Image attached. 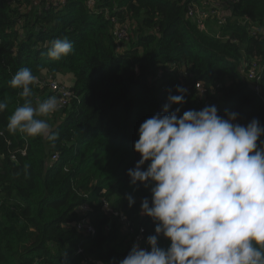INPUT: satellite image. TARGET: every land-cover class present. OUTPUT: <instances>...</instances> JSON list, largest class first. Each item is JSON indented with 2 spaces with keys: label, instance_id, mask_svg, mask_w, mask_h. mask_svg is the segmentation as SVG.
I'll list each match as a JSON object with an SVG mask.
<instances>
[{
  "label": "trees",
  "instance_id": "16d2710c",
  "mask_svg": "<svg viewBox=\"0 0 264 264\" xmlns=\"http://www.w3.org/2000/svg\"><path fill=\"white\" fill-rule=\"evenodd\" d=\"M195 1L0 0V101L7 103L0 112V264H118L140 229L147 248L155 224L140 206L145 197L151 201L150 186L131 184L127 171L140 159L133 148L140 124L162 113L167 97L179 94L177 87L186 89L185 103L170 111L179 108L182 115L215 105L222 117L235 112L236 123L246 126L255 118L264 126V75L257 94L241 72L244 60L264 57V42L240 23L248 17L264 27V0L234 6V18L223 29L230 40L209 37L186 18ZM114 22L128 31L121 46L111 33ZM56 38H67L73 50L51 60L46 44ZM24 67L38 79L73 76L78 98L45 118L58 134L55 142L6 129L24 102L9 81ZM31 87L34 106L51 96ZM54 154L59 159L53 162ZM102 199L126 217L127 227L102 210ZM82 205L86 215L78 213ZM82 217L93 235L76 229ZM168 244L161 236L159 245Z\"/></svg>",
  "mask_w": 264,
  "mask_h": 264
},
{
  "label": "clouds",
  "instance_id": "9594fccd",
  "mask_svg": "<svg viewBox=\"0 0 264 264\" xmlns=\"http://www.w3.org/2000/svg\"><path fill=\"white\" fill-rule=\"evenodd\" d=\"M47 57L60 60L73 50L67 38L46 44ZM37 76L28 67L9 81L24 102L8 117L12 134L55 142L46 117L61 106L55 95L35 104ZM169 95L162 113L144 120L133 148L140 159L128 169L131 184L150 186L140 214L155 224L147 248L133 244L118 264H264V126L253 118L236 123L238 113L218 114L215 105L201 110L170 111L185 103L186 89ZM7 108L0 101V112ZM145 165L146 168L144 167ZM131 207L135 200L127 197ZM161 236L169 241L159 245Z\"/></svg>",
  "mask_w": 264,
  "mask_h": 264
},
{
  "label": "built area",
  "instance_id": "2783aa9c",
  "mask_svg": "<svg viewBox=\"0 0 264 264\" xmlns=\"http://www.w3.org/2000/svg\"><path fill=\"white\" fill-rule=\"evenodd\" d=\"M63 1L64 0H59V3ZM240 1L241 0H198L187 6L186 18L190 20L201 33L215 39L230 40L228 35L223 34V29L234 18V6L239 4ZM91 4H93V2H91ZM240 23L246 27L251 37L259 42H264V27L255 24L248 17L240 18ZM111 33L115 37L119 46L128 40V31L126 28L120 27L119 24L115 22ZM231 41L234 44L238 43L235 39H231ZM241 72L243 74V80L249 84L253 91L260 94L262 90V78L264 75V57H257L255 55L253 57L251 56L249 60H244L241 65ZM43 78L44 80H42ZM53 78L54 77L44 75L37 79L36 85L46 82L47 90H49L51 96L55 95L61 100V106L59 109H64L69 106L71 100L77 99L78 96L74 94L71 86L62 84L57 80H53ZM195 89L198 91L200 96L206 93V89H204L201 82L195 83ZM51 159L53 162L57 161L59 159V155L54 154ZM101 202L103 203V211L112 212L115 216H119L121 222L127 227L126 217L122 213L114 212L105 199H102ZM87 211L88 208L86 205H82L78 208V213L81 215H86ZM75 227L78 232L84 236H91L95 232L93 226L86 217H82L78 222H76ZM143 237L144 230L140 229L133 238L132 246L133 244H138L142 247Z\"/></svg>",
  "mask_w": 264,
  "mask_h": 264
},
{
  "label": "rangeland",
  "instance_id": "374dc122",
  "mask_svg": "<svg viewBox=\"0 0 264 264\" xmlns=\"http://www.w3.org/2000/svg\"><path fill=\"white\" fill-rule=\"evenodd\" d=\"M37 1H38V0H37ZM40 1H41V0H40ZM45 2H46V5H47V4H50V3L56 4V3H59V0H45ZM47 7H48V6H47ZM42 80H44V78H43ZM53 80H57V81H59L60 83H62V84H66V85L71 86V87L74 85V81L71 82V81L67 80L66 75H62V74H58V75L56 76V78H53ZM48 81H49V80H48ZM40 82H41V80H40ZM49 82H50V81H49ZM46 85H47V83L45 82V83H43V84H40V83H39L38 86H41L42 89H47ZM123 231L126 232V229L123 228Z\"/></svg>",
  "mask_w": 264,
  "mask_h": 264
},
{
  "label": "crops",
  "instance_id": "0c3cea01",
  "mask_svg": "<svg viewBox=\"0 0 264 264\" xmlns=\"http://www.w3.org/2000/svg\"><path fill=\"white\" fill-rule=\"evenodd\" d=\"M66 78H67V80H69V81H71V82L74 81L72 75L67 74V75H66Z\"/></svg>",
  "mask_w": 264,
  "mask_h": 264
}]
</instances>
